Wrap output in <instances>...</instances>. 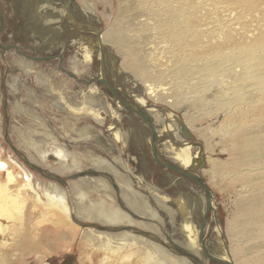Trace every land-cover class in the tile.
Segmentation results:
<instances>
[{
    "label": "bare ground",
    "instance_id": "6f19581e",
    "mask_svg": "<svg viewBox=\"0 0 264 264\" xmlns=\"http://www.w3.org/2000/svg\"><path fill=\"white\" fill-rule=\"evenodd\" d=\"M20 1L23 5L25 1L30 2ZM115 1V16L106 31L96 22L90 21L92 15L93 20L99 22V16L84 1V5H81L77 0H62L65 4L60 9L61 16L56 18L51 13L41 14V5L33 2L36 5L32 9L31 22L25 24L24 32L32 40L34 52H54L36 54L37 57L58 53L60 59H65L67 48L74 43L72 38L69 43L66 42V34L71 36L65 23L73 30L78 28L86 35L92 32L96 37L95 42L80 38L77 45L81 47L80 51L69 57L68 67L58 68L68 80H56L55 73H59L58 70H44L18 51L12 53L0 49V69H3L0 79L4 90L11 91L14 101H10V111L11 116L16 117L9 131L6 129V114L2 131L1 98L5 93L0 92V141L4 136L9 141V145L5 142L10 149L8 151L14 152V155L8 154V161L0 158V231L6 229L1 220H17L24 204L30 202L32 205L40 204L46 213H53L49 215L56 224H67L68 192L69 196L74 193L82 203L74 218L83 223L90 220L88 226L81 230L80 237L86 240L93 237L99 246L104 241V245H110L115 250L124 247L121 253H124V257L128 256L125 262L129 264H189L183 257L171 254L173 252L154 244L152 240L165 243L171 250L183 252L198 264H264V0H227L221 5H217L218 0ZM66 5L70 7V12L64 14ZM77 10L84 14V17L81 16L83 22L76 20L73 15L72 11ZM2 20L0 11V35L4 28ZM110 45L114 48L112 51L119 54V70L124 73V77L134 86L142 83L144 87L143 95L134 93L128 96L122 92L129 105L144 111L148 119L153 113L162 110L168 120L175 123L174 133L179 127L183 137L192 139L188 129L194 128L200 137L205 138L209 150H215L211 140L215 135H218L215 143H220V146L217 144L220 150L228 151L229 154L237 147L242 150V156L236 157L227 170L222 168L223 160L209 155L205 159L207 168H202L204 160L201 151L204 150V143H188L183 142V139L179 143L169 137V130L173 126L163 131L170 140L165 139L161 160L156 149L160 161H168L180 168L186 167L188 157L192 155L189 147L197 146L194 166L198 170L195 173L203 183V176L207 174L210 183L214 186L223 185L222 188L228 189L231 194L234 192L239 198L248 192L252 195L254 211L245 213V217L237 221H227L229 237L232 238H229L230 242L226 240V231L219 224L210 190L205 200L203 189L193 194L195 187L192 184L191 193L170 199L161 195L156 185L141 173H136L137 157H127L125 152L131 131L134 130V119L123 113L118 99L111 95L109 86L102 84L100 77L97 80L102 83L90 82L84 77L86 75L90 79L89 61L95 50L103 54ZM4 60L11 71L9 79H3V73L6 72ZM45 60L48 59L42 61ZM21 77L30 83L22 87ZM69 78L81 84L72 87L70 85L73 84H68ZM21 92L27 93L28 103L38 106V109H44V103L48 104V100L52 101V107L57 104V109L71 119L66 122L71 123L73 120L70 133L62 126L67 135L82 139L85 144L89 143V138L96 139L98 146L93 147L99 154L88 150L90 154L79 151L77 156L68 149L69 145L57 142L38 112L21 103L26 99ZM155 102L183 108L185 124L178 114L155 105ZM108 113L106 119L104 116ZM23 117L27 122L17 121V118ZM89 117L95 118L94 125L82 121ZM124 118L128 119L131 127H121ZM205 118L217 124L203 126L199 121ZM28 120L32 131L26 128ZM147 122L143 121L144 127L148 125ZM103 125H107V133L102 131ZM162 127L166 126L162 123L161 127H154L156 134ZM11 134L15 136L13 138L18 147L10 144ZM36 136H42V139ZM147 136L146 140L150 142ZM49 142L50 147L55 148L52 161L47 157L49 154L46 149H40ZM117 149L121 150L118 157L112 156L113 151L119 152ZM100 152H105L107 158ZM37 171L44 178L39 177ZM188 173L194 175L190 171ZM189 174L182 175L190 180ZM170 176L171 185L182 193L180 184L186 183ZM142 184L145 189L140 188ZM206 201L209 208L205 213ZM159 211L165 214L163 218L169 226L175 225V236L160 219L157 214ZM71 213H74L73 209ZM204 213L203 246L206 250H203L205 256L216 262L203 260V263L194 255L199 250L196 235L200 220H195V217L197 214L201 217ZM160 232L167 241L160 238L157 234ZM106 254H109L108 251ZM199 254L204 255L202 251ZM232 255H236V258Z\"/></svg>",
    "mask_w": 264,
    "mask_h": 264
},
{
    "label": "rangeland",
    "instance_id": "374dc122",
    "mask_svg": "<svg viewBox=\"0 0 264 264\" xmlns=\"http://www.w3.org/2000/svg\"><path fill=\"white\" fill-rule=\"evenodd\" d=\"M34 1L36 4L38 3V5L39 4L45 5L41 14L51 13L52 11H53V13H55L58 10L59 3L61 2V0H38V1L34 0ZM34 1H32V0H30V2L25 1L24 5H23L20 0H0V11H2V14H3L2 28L4 27L2 32H1L2 34L0 35V43H1L0 45H5V46L15 45V47L9 46V48H6V49H3L0 47V49L5 50L7 52H12V53H15L16 51H18V53L20 52L19 54H21L22 56H24L27 59L33 60V62H35L36 64H38L40 67H42L44 70H47V71L54 72L55 70H58V68L61 66H64L66 68L69 66V64H68L69 57H72L74 55V53H76L77 51L78 52L80 51V48L77 46L79 44L80 38L85 37L86 39H88V41L90 40V41L95 42L96 37L92 34V32L89 33L87 31L88 34L90 35V36H88V34L86 35V33L81 32L78 28H77V30L76 29L73 30L72 27L68 25V23H65V25H67L66 30L71 36V37H69L66 34V36H67L66 42L68 41V43H69L71 38L74 40V43L71 45V47H68L67 52H65V55H64L65 59L64 60L60 59V56L58 53L53 54V55H57L56 57L53 56V58H49L48 60H45V61H42L43 59L30 58V57H37L36 54L44 55V54L54 53L53 50L51 52H40V53L34 52V49H33L34 46H33V44H31L32 40L29 39L27 33L24 32L23 28H24L25 24H28L31 22L30 17L34 12L32 9L36 5V4H33ZM83 1L88 3L90 5V7H92V10L94 12H96V14L99 16L98 17L99 22L94 21L92 18V15H91V21L93 23L96 22L97 25L99 27H101L102 30H104V31L108 30L107 26L110 24L112 18L115 16V12L117 9L116 1L115 0H77V2H79L81 5H84ZM226 2H227V0H218L217 5L225 4ZM25 6H27V7H25ZM52 6H53V8L50 9V7H52ZM72 13H73V15H75L76 19L80 20L81 22L84 21V19H81V16L84 17V14H81L80 10L79 11L77 10L76 12L72 11ZM76 15H78V16H76ZM12 35L14 37H12ZM75 39H77V40H75ZM106 49L107 50L104 51L102 54V58L99 57L95 53H93L91 55V58L89 61L90 62V69L88 71L90 73V79L86 75H84V77L87 78L90 82L91 81L97 82L98 81L97 78L99 77L98 71L100 69L102 71H104L103 72L104 78L108 81V84L110 86L114 87V89L116 88V94L120 98L118 99L117 97H115L113 95V93L110 92L111 95H113L114 98L118 99L117 102L120 103V109L123 110V113L124 114L127 113L126 116L134 119L132 121V125L134 127V130L132 129V131H131L132 135L129 136L128 143L126 144L127 148H126L125 152H126L127 157H131L132 155H135L137 157V160L135 161V164L137 165L136 173L138 175L141 173L142 176L146 177L149 182H152L153 184H156L157 186L163 185L162 186L163 188H165V186L172 180V179H170V178H172L170 175H173L174 177H176V181H183L184 183H186V184H182L180 186V188L183 187V193L184 194L192 192V189H191L192 184H194V187L196 190L202 189L201 186H199L194 180L191 179L192 180L191 181V180L187 179V177L185 178V176L180 175L175 171L167 169L166 167H164L162 165L156 164V162L154 161V159L152 157L150 142H147V140H146V136L148 134H149V137L152 139V132H151V128L149 126V122H147L148 120L145 117L137 114L136 112L130 111L123 104V101H126V98L124 96H122V95H124L123 93H126L128 96L133 95L134 93L143 95L144 94V87L142 86V83H138L140 86H137V85L134 86V84L130 80H128L127 77L125 78L124 73L122 74L121 70H119V69H121L119 54H117L116 51L113 52L114 48L111 45L108 46V48H106ZM58 51H59V49H58ZM58 51H56V52H58ZM21 52H23L24 54ZM61 54L63 55V52ZM79 56H81V55L79 54ZM57 59H59V60H57ZM4 65H5V60L3 62V66ZM103 65H104V67H103ZM5 68H6V72L3 73V75H4L3 79H6V78L9 79V75H10L11 71L8 70L6 65H5ZM2 71H3V69H0L1 73H2ZM58 72L59 73H55V74H57V77H55L56 80H58L60 78L66 79L67 76L63 72H60L59 70H58ZM20 79L23 80L22 87H24L25 83H26V85L30 83L28 80L23 79V77H21ZM28 79L30 80V78H28ZM69 79H71V78H69ZM66 80H68V79H66ZM68 82H69L68 84H73V85H70L72 87H75V86H78L81 84L78 81H74L73 79L69 80ZM98 82H100V81H98ZM100 83H102V82H100ZM1 84H2V81L0 79V88H1ZM102 84H104V83H102ZM107 85L105 84V86H107ZM37 87L40 88V86H38V85H37ZM4 93L5 94H4L3 99L5 100V103L3 104V102H2V105H1V113H2L1 124H2V127H4V120H5L4 110H5L7 112V116H8L6 129H9V131H10V128H11V126L14 123V120L16 118L15 116H11L12 113L10 111V109H12L11 102L13 103L14 99H12L13 97H12L11 91L9 89H6L4 91ZM21 94L23 96H25V98H26V99H23V101L21 103L25 107H28V108L32 109L33 111L38 112L39 116L44 120L45 125L48 126V128H49V130H51L53 136L57 139V142L63 143L66 146L69 145L68 149L71 150V152L74 153L75 155L77 153H80L79 151H81L82 153H85L87 155L90 154L91 152H94L95 154H99L95 150V148L93 147L94 145L98 146V144L96 143V139L89 138V140H88L89 143L85 144V142L83 143V141H81L82 139L76 138L75 136H72V135H67V133H66V131H64V129L67 128V131H69L71 128L70 126H71V123L73 122V120L71 123L66 122V121L71 120V119L68 117V115L65 116V114H62L63 113L62 111L57 109V104H54V107H52V104H51L52 101L48 100V104L44 103V107H45L44 109L40 108V107L38 109V106H36V105L34 106L33 103H28V99H27L28 94L27 93L25 94L24 92H21ZM113 97H112V99H114ZM39 100H41V99H39ZM155 105L162 106V108H164V109L168 108L169 110L175 112L176 114L179 115L183 124H185L183 121V118H182V116H183L182 109L183 108H181V109L173 108V107L168 106L164 102H155ZM108 115H109V113L106 114L104 117L106 119H108ZM22 116H23V114H22ZM55 116L57 118H54ZM127 118H124L123 122L121 124V127L123 129H127V128L131 127L128 124L129 122H128ZM136 118H137V121H136ZM161 118H165V113L162 110H158V112L150 115L149 119L151 120V124L153 125V127H156V126L161 125ZM20 120L22 122H24V121L27 122L24 117L19 118V119L17 118V121L21 122ZM139 120H142V122H140ZM28 121H29V123H26V128L28 130L32 131V127L30 126L31 122H30V120H28ZM82 121H85V122L89 121L91 125H94L93 122L95 121V118L89 117V119H86V120L84 119ZM143 121H144V123L147 122L148 125L144 127ZM199 122L203 126H207V127L211 126V125L214 126L217 124V123L213 122V120H210L209 118H205L203 120H200ZM77 123H80V122L77 121ZM171 124H172L173 128H171L169 130L170 131L169 137L175 138L176 140L179 141V143H181L182 139H183L182 140L183 142H188V143H191L194 141H199L201 143H204L202 145L204 147V150L201 151V157L204 160V165L202 166V168H207V166H208V164L205 163L206 155H209L213 158L218 157L221 160H223L224 164L222 165V168H224L225 170H227L231 166V163L234 162L236 157L242 156V150L240 149V147H237V149H233L230 154L228 151L220 150V147H218V145L220 143L219 142L215 143L217 141L218 135H215V137L211 139L212 140V147H214L215 150H213L212 148L209 150L208 149L209 146H208V143L205 141V138L200 137L197 134V132L194 130V128H192V129L187 128L188 131L190 132V134H192V136H193L192 139H187V138L183 137V135L180 133L179 127H178V130L176 131V133H174L175 130L174 131H172V130L174 129L173 124H175V123H172V121H171ZM62 126L64 129L62 128ZM106 127H107V125L106 126L103 125L101 127V129L103 132L107 133V131L105 130ZM2 131H3V128H2ZM59 131H61V132H59ZM69 133H70V131H69ZM73 133L75 134L76 132L73 131ZM3 134L4 133L2 132V136H3ZM13 137L15 138V136H12V134H11V137H10L11 141L10 142L14 146H16V142H15V139ZM155 137H156L155 146H156V149L158 152V156L161 160V157H162L161 151L164 148V142H165V139H167V135L165 133H160L158 135H155ZM36 138L42 139V136H36ZM105 138L106 139L108 138L107 135H105ZM142 138L144 139V141ZM150 138H149V140H150ZM5 140L6 139H4V136H3L2 141H0V145L3 146V147H0V158L4 161H8V159H10L9 158L10 155H8V154H13L14 152L10 153V151H8L9 148L6 145V143H8V142ZM107 140H109V139H107ZM76 141H79V142H76ZM51 142H49L46 147H40L41 150L46 149V153L49 154L47 157L49 158L50 161L53 160V157L55 155V148L50 147ZM53 142H55V141H53ZM68 142H69V144H68ZM16 147H18V146H16ZM197 148H198L197 146H193V145L191 147L193 157L196 159H197V156L195 153L198 150ZM88 150L90 151V153ZM240 150H241V152H240ZM20 151L24 152L23 150H20ZM117 151H119V152L113 151L111 153V155L118 157L121 150L117 149ZM100 154L103 155L105 157V159L107 158L105 152L104 153L100 152ZM77 156H78V154H77ZM165 162H168V161H165ZM132 163H134V160H132ZM37 174L39 175V177L44 178L43 176H41L39 174V172ZM68 177L70 180H72V178L69 175H68ZM2 179H3V177H2ZM62 179H63V177H62ZM66 180H68V179H66ZM70 180L68 181L69 184L71 182ZM203 181L205 182V185L210 190V192H212L211 198H212L213 203H214L216 210H217V217L219 219V224L226 231L224 233L226 240L228 239V241L230 242L229 238L230 239H232V238L229 237L230 231H229V226L227 224V221H228V219H232V220L234 219V221H237L240 218H244L245 213H247L249 211H254V206L251 205L252 195L248 192L243 198H239L234 192H233V194H231L228 191V189L222 188L223 185L214 186L212 183L209 182V178H208L207 174H205V176H203ZM140 188L145 189V186L142 184V185H140ZM164 191H166L167 195L175 196L176 187L171 185V186H168V188H165ZM193 194H196V193L193 192ZM70 197H71L72 204H70ZM66 201H67V205H68V219H67L68 223L67 224H62V225L59 223L56 224V222H53L51 220V217L49 215V214H53V213H46V211H44V209L42 208V206L40 204L33 203V205H32L31 202H30L31 204L30 203L24 204L22 211L19 214L20 216L18 215L17 220H15V221L1 220V223L3 225H5L6 229L2 232L0 231V264H125V263L129 264L128 262H125V259L128 258V256L125 255V257H124L122 255L124 253H121L124 250V247H121L122 249H120V250L119 249L115 250L113 247H110V245L109 246L104 245V241H102L101 245L99 246L98 245L99 242L97 240L95 241L94 240L95 238H93V237H91L90 240H86L85 238H81L80 237L81 230L83 228H85L86 226H88L87 223H89L90 220L89 221L86 220L83 223V222H79L78 220H76L74 218L73 215L74 214L76 215V213L78 214V211H79L78 206L79 207L82 206L81 201L78 199V197L74 193H72L71 196H69L68 192H67L66 193ZM71 209L74 210V213H71ZM163 212H164V210H163ZM163 212L159 211V212H157V214L160 216V219L163 220V223L166 225L169 232L173 236L174 234H176L175 231L173 230L175 225L171 224V226H169V224L165 222L166 220H164L163 217H166V216H165V214H163ZM160 214H162V216ZM197 215L195 217V220L199 219V217H200L199 214H197ZM201 219L202 218L200 217V220ZM180 221H179V223H180ZM179 225H181V224H179ZM130 226H132V225H130ZM199 233L201 235L200 237H199ZM139 234H141V233L139 232ZM157 234L160 236V238L162 237L163 241H167L166 238L163 237V234L161 232L157 233ZM172 236H170V237H172ZM208 236H209V233H207L206 238H208ZM144 237H145V235H144ZM198 237L199 238L202 237L201 238L202 241L204 240V238H205V228L204 227H202L199 230ZM92 240H94V241H92ZM196 241H197V245H198V249H199L198 254H196V255L200 259V261L203 263H204L203 260H208L209 262H211V261L216 262L215 260H212V259H209L208 257H206L203 252L202 253L204 255L199 254V252H201L202 250L200 247L199 239H197V236H196ZM152 242H154V244L155 243L158 244L159 246L163 247L164 249L166 248L170 252H173L171 254H175V255H179V256L183 257L184 259H186L189 262V264H198L196 261H194L191 257L184 254L183 252L169 249V247H167L165 245V243H161V242L156 241V240H152ZM113 250L118 251V252H115ZM106 251H108L109 254H106ZM158 252H160V251H158ZM105 255H109V257H105ZM232 256H233V258H236V255H232ZM224 259L226 260V258H224ZM242 259H244V258L242 257ZM221 263H223V262H221Z\"/></svg>",
    "mask_w": 264,
    "mask_h": 264
},
{
    "label": "flooded vegetation",
    "instance_id": "af4514ba",
    "mask_svg": "<svg viewBox=\"0 0 264 264\" xmlns=\"http://www.w3.org/2000/svg\"><path fill=\"white\" fill-rule=\"evenodd\" d=\"M65 4V2H63L62 3V0H61V2L59 3V6H58V10L55 12V13H53V11L51 12V15L54 17V18H56L57 16H61V7L63 6ZM67 4V3H66ZM41 5V8H40V12H42L43 11V8L45 7V5L44 4H40ZM53 8V6L52 7H50V9H52ZM65 12L66 13H69L70 12V7L68 6V5H66V8L63 10V13L65 14ZM47 14H50V13H47ZM76 20H78V19H76ZM90 21H91V18H90ZM51 22V21H50ZM79 48H81V47H79ZM95 54H97L99 57H101L102 58V53L101 52H99L98 50H95ZM99 72H100V70H99ZM104 71H102V73H103ZM101 74V73H100ZM113 75V74H112ZM99 77H101V76H99ZM101 79V78H100ZM87 81H89V80H87ZM3 91H5L4 90V85H3V82H2V84H1V88H0V92H1V94L3 93ZM110 92L112 93V91L110 90ZM115 92H116V88H115ZM3 102V104L5 103V100L3 99V97L1 98V103ZM4 107V106H3ZM7 114V112L4 110V116ZM162 123L164 124V126H166V127H162L161 128V131L159 132V134L160 133H165V132H163L164 130H168L171 126H172V124H171V122H170V120H168V118H167V116H165V118H161V125H162ZM167 123L169 124V126L167 125ZM173 123V122H172ZM161 125L160 126H157V128L158 127H161ZM174 125V124H173ZM4 126H5V124H4ZM3 129H4V127H3ZM149 135V134H148ZM155 135H158V134H156V132H155ZM167 139H168V137H167ZM5 141H7V140H5ZM8 143V145H9V141H7ZM11 145H12V143H10ZM150 145H151V138H150ZM13 146V145H12ZM189 148H191V147H189ZM192 153V152H191ZM193 156V154L191 155V156H189L188 158H189V160H188V162H187V164H186V167H185V165H184V167H180V168H184V169H187L188 171H190L191 173H193L194 175H196V171L198 170L197 168H195V163H196V160L194 159V157H192ZM178 174H180V173H178ZM180 175H182V174H180ZM189 179V178H188ZM190 180H191V178H190ZM193 180V179H192ZM205 183V182H204ZM171 182H169L166 186H165V188H168V186H171ZM183 184V183H182ZM182 184H180V186L182 185ZM154 185H156V184H154ZM163 186V185H162ZM162 186H157L156 185V187L158 188V190L160 191V193H162L161 195H164V196H166L167 198H178L179 197V195L181 194V195H183L184 193H183V187H182V189L180 190L182 193H180L178 190H176V194H175V196H170V195H167V193H166V191H164V189L165 188H163ZM194 192H196V189L194 188ZM188 193H185V195H187ZM202 194H204V196H205V200L206 199H208V196H207V194H206V192L203 190L202 191ZM207 201H206V206H205V209H204V211H205V213L207 212ZM202 214V216H201V220H199V229H198V231H197V239H199V242H200V247H201V250H202V252L205 254V251L203 250V248H204V244H203V241H202V237L201 238H199L201 235H200V233H199V237H198V232H199V230L202 228V227H204L203 225H204V223H205V218H206V214ZM176 219H177V216H174ZM204 217V218H203ZM200 219V218H199ZM182 246V245H181ZM205 249V248H204ZM190 250V249H189ZM206 250V249H205ZM193 253V252H192ZM194 254V253H193ZM196 257H197V255L196 254H194ZM207 257V256H206Z\"/></svg>",
    "mask_w": 264,
    "mask_h": 264
},
{
    "label": "water",
    "instance_id": "95a60500",
    "mask_svg": "<svg viewBox=\"0 0 264 264\" xmlns=\"http://www.w3.org/2000/svg\"><path fill=\"white\" fill-rule=\"evenodd\" d=\"M9 46H14V47H15V45H7V46H5V45H0V47L3 48V49L9 48ZM53 56L56 57L57 55H53ZM53 56L30 57V58H34V59H49V58H53ZM100 73H101V74H100V76H101L100 78H101L102 82L105 83V84H108V81L103 77L104 75H103L101 69H100ZM108 85H109V84H108ZM109 88H110V90L112 91L113 95L119 99L120 97H118V95L116 94L114 87H112V86L109 85ZM123 104H124V105H125L130 111L136 112L137 114H139V115L145 117V118L148 120V122H149L148 116H147V114H146L144 111H142L141 109H139V108H137V107H132V106L129 105V103H127L126 101H124ZM149 126H150V128H151V132H152V139H151V145H150V147H151V153H152V157H153L154 161L156 162V164H158V165H162V166L166 167L167 169H170V170L175 171V172H177V173H182V174L188 175L189 173H188L187 170H182V169L179 168V167H175V166H173V165H171V164H169V163H167V162H165V161H160V160H159V158L157 157V154H156V146H155V140H156V137H155V129H154L153 125L151 124V122H149ZM182 128L184 129V126H183V125H182ZM181 131L183 132V130H181ZM183 134H184V132H183ZM189 176H190V177H191V178H192V179H193V180H194L199 186H201V188L206 192L207 196L210 195V194H209V193H210V192H209V189L204 185V183L202 182V180H201L198 176H196V175H192V174H189ZM208 208H209V206H207V209H208ZM207 209H206V210H207Z\"/></svg>",
    "mask_w": 264,
    "mask_h": 264
}]
</instances>
